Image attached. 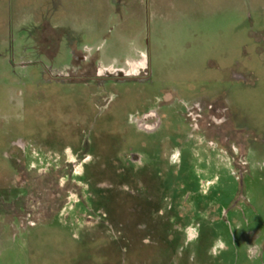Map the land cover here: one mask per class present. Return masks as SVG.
Segmentation results:
<instances>
[{"label": "rangeland", "instance_id": "rangeland-1", "mask_svg": "<svg viewBox=\"0 0 264 264\" xmlns=\"http://www.w3.org/2000/svg\"><path fill=\"white\" fill-rule=\"evenodd\" d=\"M0 264H264V0H0Z\"/></svg>", "mask_w": 264, "mask_h": 264}, {"label": "crops", "instance_id": "crops-1", "mask_svg": "<svg viewBox=\"0 0 264 264\" xmlns=\"http://www.w3.org/2000/svg\"><path fill=\"white\" fill-rule=\"evenodd\" d=\"M138 52L140 54H143V57L146 58V55H145V53H144V51L142 49H139ZM56 55L53 54L52 57H55ZM127 62H125L128 65L127 69H129L130 67L132 69V71H129V72H136V69H138V70L140 69V67H139V66H141L140 62L138 60H136V58H132V59H130V61H127ZM98 65L100 66V70L101 71H104V70L109 71V70H115V69L116 70H122V67H120V66H115V65L114 66L113 65H108V66L105 65V66H103V64H101L100 60L98 61ZM133 70H135V71H133Z\"/></svg>", "mask_w": 264, "mask_h": 264}]
</instances>
